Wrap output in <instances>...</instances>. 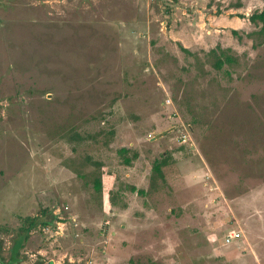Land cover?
Here are the masks:
<instances>
[{"label": "rangeland", "instance_id": "rangeland-1", "mask_svg": "<svg viewBox=\"0 0 264 264\" xmlns=\"http://www.w3.org/2000/svg\"><path fill=\"white\" fill-rule=\"evenodd\" d=\"M263 8L0 0V264H264Z\"/></svg>", "mask_w": 264, "mask_h": 264}, {"label": "trees", "instance_id": "trees-1", "mask_svg": "<svg viewBox=\"0 0 264 264\" xmlns=\"http://www.w3.org/2000/svg\"><path fill=\"white\" fill-rule=\"evenodd\" d=\"M170 1L178 2L179 0H170ZM249 18L254 23L260 21L262 23V27L260 29V32L264 33V8L261 11L254 12L253 14H251L249 16ZM183 49H185V48L183 47ZM232 60H233V58L229 55H226L224 58L219 57L217 59V61L215 62V66L218 69H221L226 62H231ZM128 152H129V150L127 148L123 147L120 149V153L123 155V164L131 165L133 160L138 157V152H134V154L131 156L128 155ZM167 162H168V158L164 154H163V157L161 159H156L154 161V164L152 167L153 172H154L153 176H155L157 174L159 177L163 178L164 174H163L162 168H163V166H165L167 164ZM153 184H154V177H153ZM94 186H95L97 191H99V192L102 191L103 183H102L100 177H96L94 179ZM25 221L27 222V226L24 227L22 230L23 236L21 238H18V240L15 241L13 246H12V251H11L10 258H9V261L12 264H15L19 261V257H18L19 250L21 249V247H23L25 245V241L27 239V236L30 233L31 228L36 224L37 218L27 216L25 218ZM45 224H48V222H45ZM0 254H1V249H0ZM135 264H137V263H135Z\"/></svg>", "mask_w": 264, "mask_h": 264}, {"label": "built area", "instance_id": "built-area-1", "mask_svg": "<svg viewBox=\"0 0 264 264\" xmlns=\"http://www.w3.org/2000/svg\"><path fill=\"white\" fill-rule=\"evenodd\" d=\"M187 134L182 135V140H187ZM241 236V234L239 232H235V231H231L229 234L226 235L225 237V241L226 243H231L232 241L236 240L237 238H239Z\"/></svg>", "mask_w": 264, "mask_h": 264}, {"label": "crops", "instance_id": "crops-1", "mask_svg": "<svg viewBox=\"0 0 264 264\" xmlns=\"http://www.w3.org/2000/svg\"><path fill=\"white\" fill-rule=\"evenodd\" d=\"M115 232H113V235H114ZM117 233V232H116ZM51 264V263H50ZM53 264V263H52Z\"/></svg>", "mask_w": 264, "mask_h": 264}]
</instances>
